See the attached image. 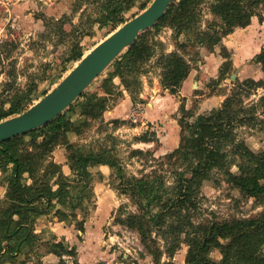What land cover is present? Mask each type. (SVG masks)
<instances>
[{
  "label": "trees",
  "instance_id": "16d2710c",
  "mask_svg": "<svg viewBox=\"0 0 264 264\" xmlns=\"http://www.w3.org/2000/svg\"><path fill=\"white\" fill-rule=\"evenodd\" d=\"M133 1L72 0L73 14L80 12L78 23L68 32L64 25L72 21L73 14L58 19L45 17L46 37L54 45L70 40L61 62L62 71H66L69 64L78 62L84 54L79 39L69 38L72 32L94 25L115 29L126 21L125 14ZM149 1L141 3L140 9H144ZM262 6L264 0H172L162 18L140 33L135 42L106 68L105 76L100 78L102 94L85 90L51 122L1 142L0 182L6 191L0 200V264H26L29 261L50 264L43 263L41 258L47 254L59 258L73 255L62 242L55 241L53 234L45 238L46 230L37 232L36 223L41 216L56 217L58 222L73 224L83 232L92 196L91 169L100 166L108 167L110 175L118 181L119 193L126 195L136 208L134 212L126 211L121 205L113 222L135 230L155 264H173L170 261L160 263V256L165 253L172 257L182 243L187 246L183 264H264V211L250 218L193 221L202 183L210 180L214 173L223 175V179L244 197L264 202V150H251L243 140H237L235 133L237 127L256 119L254 110L243 108L239 88L244 84L260 86L261 81L248 79L238 83L236 80L238 87L233 88L218 107L196 115L191 121V114L182 103L184 98L179 94L182 82L191 70L185 58L187 47L196 50L197 46H204L213 52L214 46L221 45L223 37L236 28L247 27L252 17L262 21L258 11ZM203 7L214 19L206 20V25L201 28ZM163 27L174 29L176 37L195 30L196 37L187 36L182 43L175 39L176 50L167 53L161 42L152 43V36ZM156 46L160 47L158 55ZM196 51L198 53V49ZM220 53L224 58L219 67L218 78L221 80L229 77L233 65L225 46L221 47ZM154 57L153 65L160 70V87L182 100L181 115L177 119L178 145L165 156L176 176L172 186L166 185L162 174L137 177L127 173L112 147L101 143L91 147L88 143L68 140L69 133L80 134L92 120L101 117L110 106L109 102L117 95L122 96L123 91L130 94L133 103L136 102L143 86L141 77L149 72L148 65ZM253 61L264 74V47ZM13 69L7 70L8 80L4 82L0 96L16 89ZM114 78L119 79V84ZM36 92V83L25 90H15L7 100L0 102V120L26 110ZM65 112L76 115L75 119L65 122ZM111 123L117 127L122 121L113 119ZM134 139L145 143L155 140L153 132ZM56 146L66 148L65 164L69 174L63 172L61 163L51 159ZM140 154L138 149L130 152L131 156ZM233 166L235 173L231 170ZM97 173L103 178L100 169ZM152 231L162 239L163 252L156 246ZM212 251H218L220 258L213 259Z\"/></svg>",
  "mask_w": 264,
  "mask_h": 264
},
{
  "label": "rangeland",
  "instance_id": "374dc122",
  "mask_svg": "<svg viewBox=\"0 0 264 264\" xmlns=\"http://www.w3.org/2000/svg\"><path fill=\"white\" fill-rule=\"evenodd\" d=\"M144 1L134 0L129 4L125 19L129 20L139 14L151 2L150 0L144 9H140V4ZM71 3L72 0H0V92L4 88V82L8 80L7 70L12 67L15 71L14 86L16 88L10 93L2 94L0 102L7 100L15 90H25L28 86L36 83L37 92L36 95H32L31 105H33L43 97V92H49L54 88L77 64V62L69 64L66 71H62L61 62L65 58L70 40L64 44L54 45L53 41L46 37L47 28L44 25L45 17L58 19L63 15L73 14ZM86 8L90 9L88 6ZM258 11L262 21L254 16L247 27L234 29L231 34L223 37L221 45L214 46L213 52L215 51L217 54L216 57L212 56L204 46H197L198 53L197 49L187 47L188 52L185 53V58L194 71L192 82L196 83V87L190 91L192 93L188 98L183 97L184 100H181L185 109L189 110V114H191L189 117L191 121L196 115L218 107L223 99L230 95L233 88L238 87V83L248 79L261 81L260 86L239 85L242 106L246 110H254L256 119L248 125L237 127L235 133L237 140H243L253 151L264 150V74H262L260 66L253 61L254 56L264 47V6L260 7ZM79 12L73 14L72 21L64 25L67 32L72 30L74 24L78 23ZM213 19L211 12L204 8L200 22L201 28L206 25V20ZM115 29L112 30L109 26L98 28L97 25L86 29L83 26L78 30H73L74 32L69 38L79 39L84 50L83 55H85ZM195 32L192 30V33L188 35L180 34L176 37L174 29L163 27L152 36V43L161 42L163 50L168 53L176 50L175 39L178 40V43H182L187 36L195 38ZM81 34L83 35L81 36ZM222 46L227 48L233 69L229 73V77L220 80L218 78L219 67L224 61L220 53ZM156 51V55H158L160 53L159 46H156ZM179 51L181 52V49ZM154 61L155 57L150 60L148 65L150 66L149 76H152L150 81L144 75L141 77L142 80L149 81L146 90H141L145 95L144 99H140L138 95L136 102L133 103L130 98L131 106L128 100L120 102L118 118H112L106 111L115 106L123 95L115 96V100L109 102L110 106L101 117L92 120L80 134L69 133L68 140L79 144L88 143L91 144V147L98 146L100 143L112 147L127 173L137 177L145 174H162L166 185L172 186L176 176L173 169L169 168L165 156L178 145H173V141H179L177 119L181 115V111L179 112L181 101L161 88L160 85L157 89L155 88L157 85L153 86L152 80L156 76L159 82L160 73V70L154 67ZM237 68L238 73L235 80H230V75ZM103 76H105V71L86 90L102 94L100 78ZM114 80L116 84H119L118 78H114ZM236 80L238 83H235ZM162 91H166L169 96ZM128 95L130 97V94ZM150 104L153 106L151 107ZM133 112H137L135 120L131 117ZM75 116L71 112H65L63 120L70 122L75 119ZM113 119H119L122 123L115 127L111 123ZM146 132H153L155 140L148 143L135 141L134 138ZM133 149L140 150L142 154L131 156L130 152ZM51 159H55V162L66 160V148L54 147ZM61 164L63 165V163ZM98 170L97 167L91 169L93 173L92 196L88 204L89 212L84 220L83 232L77 230L73 224L61 223L57 221L56 217L50 219L47 216L38 218L36 231L46 230L43 235L45 238H49V234H53L55 241L62 242L68 249V244L65 242L64 235H61L62 233L72 244L80 243L82 246L86 242L88 244L86 252L90 254L87 256L92 260L89 264L97 262L104 264H155L152 255L141 243L139 234L135 230L113 222L121 205L126 211L134 212L136 208L126 195L119 193V189L116 188L118 181L113 179L109 169L105 166L102 167L103 178L98 176ZM231 170L235 173L236 167L233 166ZM63 172L69 174L66 164ZM222 176L219 173H214L210 180L202 183L198 208L193 215L194 222L250 218L264 211V202L258 203L252 198L244 197L237 189L231 187ZM1 178L0 173V180ZM5 191V186L0 182V200ZM151 236L156 240V246L163 252L162 239L154 231ZM71 252L73 255H63L66 258L64 260L77 263V252ZM186 252L187 246L182 243L172 257L162 253L160 263L170 261L173 264H183ZM210 256L215 260L220 258L218 251H212ZM26 264H33V261Z\"/></svg>",
  "mask_w": 264,
  "mask_h": 264
},
{
  "label": "water",
  "instance_id": "95a60500",
  "mask_svg": "<svg viewBox=\"0 0 264 264\" xmlns=\"http://www.w3.org/2000/svg\"><path fill=\"white\" fill-rule=\"evenodd\" d=\"M172 0H151L81 57L77 64L41 99L19 114L0 120V143L37 129L65 111L117 58L137 36L151 28L165 14ZM238 68L230 75L235 80Z\"/></svg>",
  "mask_w": 264,
  "mask_h": 264
},
{
  "label": "crops",
  "instance_id": "0c3cea01",
  "mask_svg": "<svg viewBox=\"0 0 264 264\" xmlns=\"http://www.w3.org/2000/svg\"><path fill=\"white\" fill-rule=\"evenodd\" d=\"M236 29H240V28H236ZM172 50H173V48H172ZM211 55L214 56V57H216L217 54L214 51V52H211ZM149 74H150V70H149V72L146 75H144V77L146 76L147 79L150 81V79L152 78V76H149ZM194 75H195L194 74V71H193V69H191L190 72H189V74H188V76H187V78L182 82L181 88L179 90V94L181 95V97H187L188 98V96L191 95V93H192L190 91L194 90V87H196V83L194 81L192 82V78L194 77ZM147 79L146 80H142V84H143L142 91L143 90L145 91L146 90V87L148 86V82L149 81H147ZM152 81L154 83V85H153L154 87L157 85L155 87L157 89L159 87V82L157 80V77L155 76ZM114 82L116 83L115 80H114ZM150 90H152V89L150 88ZM142 91H140V93H139L140 99H144V97H145V95L143 94ZM162 92H165L166 93V91H162ZM166 94H167V96H169L168 93H166ZM127 100L129 101V105L131 106L132 103L130 101V97H129L128 93L126 91H123L122 98H120L118 100V102L116 103L115 106H113L112 108L108 109L106 111V113H108L109 116L112 117V118H114V117H117L118 118L117 115H119V111H120V105H121L120 102H126ZM150 106L152 107L153 105L150 104ZM173 142H174L173 145H175V144L177 145L178 144V140H175ZM64 162H65V160H61V161L59 160L58 161V163H63L62 169L65 166ZM102 167H104V166H100L99 167V169L101 171H102ZM105 167L108 169L107 166H105ZM58 224H60V223H58ZM65 227H66V229H68L67 226H65ZM61 235H64L65 242L68 244L69 249L71 251H73L74 253L77 252L76 253V256H77V261L76 262L77 263H75V261L67 262L66 260H64V259H66V258H64V256H62L61 258H59V257H57V256H55L53 254H47V255H45L42 258L43 263H50V264H67V263H69V264H78V263L79 264H89L92 261L91 258H89L87 256L88 253L86 251H87V245L88 244L86 242H84V244L82 246H81L80 243L78 245L76 243L75 244H72L71 242L68 241V238H66V236H65L64 233H62ZM88 255H90V254H88Z\"/></svg>",
  "mask_w": 264,
  "mask_h": 264
},
{
  "label": "built area",
  "instance_id": "2783aa9c",
  "mask_svg": "<svg viewBox=\"0 0 264 264\" xmlns=\"http://www.w3.org/2000/svg\"><path fill=\"white\" fill-rule=\"evenodd\" d=\"M136 115H137V112H133L132 115H131V117H133V119L135 120ZM95 264H104V263L103 262H97Z\"/></svg>",
  "mask_w": 264,
  "mask_h": 264
}]
</instances>
